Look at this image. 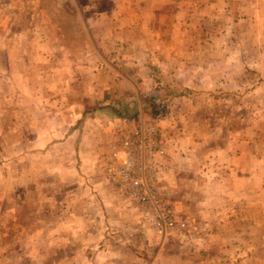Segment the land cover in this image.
Returning <instances> with one entry per match:
<instances>
[{
  "label": "rangeland",
  "instance_id": "rangeland-1",
  "mask_svg": "<svg viewBox=\"0 0 264 264\" xmlns=\"http://www.w3.org/2000/svg\"><path fill=\"white\" fill-rule=\"evenodd\" d=\"M141 123L184 229L104 180ZM0 264H264V0H0Z\"/></svg>",
  "mask_w": 264,
  "mask_h": 264
},
{
  "label": "built area",
  "instance_id": "built-area-1",
  "mask_svg": "<svg viewBox=\"0 0 264 264\" xmlns=\"http://www.w3.org/2000/svg\"><path fill=\"white\" fill-rule=\"evenodd\" d=\"M177 148L175 138L156 126L141 123L132 131L114 130L111 153L104 159L111 180L128 199L140 207L146 221L161 234L188 226L170 209L167 191L169 157ZM170 171V168H169Z\"/></svg>",
  "mask_w": 264,
  "mask_h": 264
},
{
  "label": "crops",
  "instance_id": "crops-1",
  "mask_svg": "<svg viewBox=\"0 0 264 264\" xmlns=\"http://www.w3.org/2000/svg\"><path fill=\"white\" fill-rule=\"evenodd\" d=\"M73 17H74V15H73ZM74 18H76V17H74ZM83 52V51H82ZM113 139H114V136L112 137V139H111V141H110V150H111V147H112V141H113ZM106 158V157H105ZM103 165V166H102ZM105 164L102 162V164H101V166L102 167H104L103 169H104V172L106 173L105 175H103L104 176V180H105V182L106 183H109L110 185H111V187L112 188H114V189H116L117 191H118V193L122 196V197H126L125 195H123V193H121V191L117 188V186L113 183V181L111 180V177H110V175H109V173H108V171H107V169L105 168V166H104ZM105 177H107L108 179L106 180L105 179ZM54 228L56 229V230H64V229H66L65 227H64V225H63V223H61V222H59V223H56L55 225H54ZM67 250V249H66ZM75 248H73V246L71 247V250H70V257H68V258H71V257H73V256H76V257H78V255H76V253H75ZM65 254V253H64ZM42 255H44V256H47L48 255V253L47 252H42ZM62 252H61V249L59 250V252L55 255V258L56 259H58V261L59 260H61L62 259ZM47 258V257H46ZM60 258V259H59ZM66 259V258H65ZM64 259V260H65ZM63 260V261H64ZM89 262V261H88Z\"/></svg>",
  "mask_w": 264,
  "mask_h": 264
},
{
  "label": "trees",
  "instance_id": "trees-1",
  "mask_svg": "<svg viewBox=\"0 0 264 264\" xmlns=\"http://www.w3.org/2000/svg\"><path fill=\"white\" fill-rule=\"evenodd\" d=\"M59 20V19H58ZM57 29H60L62 30V27H61V22H55L53 23ZM68 36V35H67ZM74 38H77V40H81L82 38L80 36H74V35H70L69 39L66 38V40L68 41V45H70V48H71V53L75 56H83L84 55V51L83 52H80L78 53L79 51L75 50L74 48V45L73 43L71 42L72 40H74ZM75 41V40H74Z\"/></svg>",
  "mask_w": 264,
  "mask_h": 264
}]
</instances>
